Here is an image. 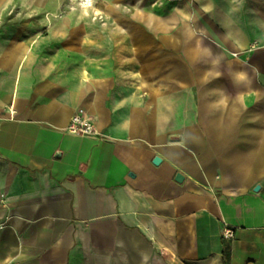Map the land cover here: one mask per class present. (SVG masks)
<instances>
[{
  "label": "crops",
  "instance_id": "0c3cea01",
  "mask_svg": "<svg viewBox=\"0 0 264 264\" xmlns=\"http://www.w3.org/2000/svg\"><path fill=\"white\" fill-rule=\"evenodd\" d=\"M6 1L0 264H264V0L45 32Z\"/></svg>",
  "mask_w": 264,
  "mask_h": 264
},
{
  "label": "rangeland",
  "instance_id": "374dc122",
  "mask_svg": "<svg viewBox=\"0 0 264 264\" xmlns=\"http://www.w3.org/2000/svg\"><path fill=\"white\" fill-rule=\"evenodd\" d=\"M177 2L178 0H7L5 3L8 9L3 17L9 22L23 21L31 28L44 25L41 30L45 32L50 26H60L58 24L64 22L74 24L84 19L93 22L111 20L108 10L119 11L124 19L135 15L139 17L142 10L152 11L157 17L166 18Z\"/></svg>",
  "mask_w": 264,
  "mask_h": 264
},
{
  "label": "built area",
  "instance_id": "2783aa9c",
  "mask_svg": "<svg viewBox=\"0 0 264 264\" xmlns=\"http://www.w3.org/2000/svg\"><path fill=\"white\" fill-rule=\"evenodd\" d=\"M67 130L79 136H89L95 133L93 121L83 109H78L77 112L73 114L67 126ZM223 232L225 238L232 236V229L229 227H225Z\"/></svg>",
  "mask_w": 264,
  "mask_h": 264
},
{
  "label": "water",
  "instance_id": "95a60500",
  "mask_svg": "<svg viewBox=\"0 0 264 264\" xmlns=\"http://www.w3.org/2000/svg\"><path fill=\"white\" fill-rule=\"evenodd\" d=\"M175 180L178 181V182H181L183 180V177L181 174L177 173L175 175ZM259 188V186L256 187V190Z\"/></svg>",
  "mask_w": 264,
  "mask_h": 264
},
{
  "label": "bare ground",
  "instance_id": "6f19581e",
  "mask_svg": "<svg viewBox=\"0 0 264 264\" xmlns=\"http://www.w3.org/2000/svg\"><path fill=\"white\" fill-rule=\"evenodd\" d=\"M119 15H116V18H119L120 19V17H118ZM131 21V20H130ZM132 29H130V30H128V31H131ZM133 31V30H132ZM135 32H138V30H134Z\"/></svg>",
  "mask_w": 264,
  "mask_h": 264
}]
</instances>
